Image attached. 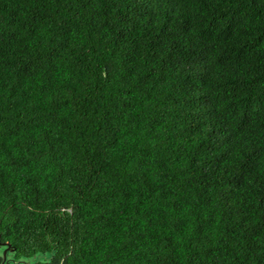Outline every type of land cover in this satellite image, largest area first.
Returning a JSON list of instances; mask_svg holds the SVG:
<instances>
[{
	"label": "trees",
	"instance_id": "obj_1",
	"mask_svg": "<svg viewBox=\"0 0 264 264\" xmlns=\"http://www.w3.org/2000/svg\"><path fill=\"white\" fill-rule=\"evenodd\" d=\"M0 243L264 264V0H0Z\"/></svg>",
	"mask_w": 264,
	"mask_h": 264
},
{
	"label": "rangeland",
	"instance_id": "obj_2",
	"mask_svg": "<svg viewBox=\"0 0 264 264\" xmlns=\"http://www.w3.org/2000/svg\"><path fill=\"white\" fill-rule=\"evenodd\" d=\"M5 249H6L5 247H0V256H3ZM6 256H7V260H12V264H15V263H13L14 253L9 252V253H7ZM39 256H41V255H39ZM32 262H33V260L22 259L19 264H32Z\"/></svg>",
	"mask_w": 264,
	"mask_h": 264
},
{
	"label": "water",
	"instance_id": "obj_3",
	"mask_svg": "<svg viewBox=\"0 0 264 264\" xmlns=\"http://www.w3.org/2000/svg\"><path fill=\"white\" fill-rule=\"evenodd\" d=\"M0 247H5L6 248L5 251H4V254L2 256L3 257V263L2 264H4L7 261V256H6L7 253H9V252L14 253L15 250L11 249L9 244H1L0 243ZM20 262H21V260H13V263H15V264H19Z\"/></svg>",
	"mask_w": 264,
	"mask_h": 264
},
{
	"label": "flooded vegetation",
	"instance_id": "obj_4",
	"mask_svg": "<svg viewBox=\"0 0 264 264\" xmlns=\"http://www.w3.org/2000/svg\"><path fill=\"white\" fill-rule=\"evenodd\" d=\"M4 264H12V260H7Z\"/></svg>",
	"mask_w": 264,
	"mask_h": 264
}]
</instances>
